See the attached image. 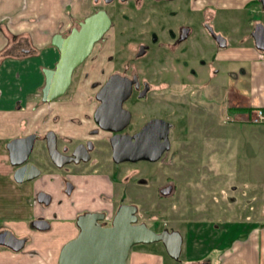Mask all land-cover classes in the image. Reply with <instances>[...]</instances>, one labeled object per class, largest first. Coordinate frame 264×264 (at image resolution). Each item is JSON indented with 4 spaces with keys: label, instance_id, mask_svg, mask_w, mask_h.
<instances>
[{
    "label": "flooded vegetation",
    "instance_id": "1",
    "mask_svg": "<svg viewBox=\"0 0 264 264\" xmlns=\"http://www.w3.org/2000/svg\"><path fill=\"white\" fill-rule=\"evenodd\" d=\"M206 1L89 0L85 15L70 18L66 28L54 33L66 37L96 11L110 20L73 69L64 93L41 102L44 127L32 132L37 138L27 158L38 168L34 180L40 186L32 200L40 212L26 223L31 230L50 229L54 218L61 222V234L68 232V241L79 233L83 217L108 227L123 205L136 206V223L147 224L138 218L134 197L162 196L167 187L163 195L173 194L171 170L163 175L157 166L167 169L181 160L195 164L198 133L215 128L222 102L229 101L227 94L221 96L217 65V35H224ZM249 6L245 0L243 10ZM257 10L264 12L259 3ZM241 70L225 68V76L231 80ZM231 108L225 104L227 114ZM48 145H53V159ZM147 226L156 232L174 230L159 228L155 221Z\"/></svg>",
    "mask_w": 264,
    "mask_h": 264
},
{
    "label": "crops",
    "instance_id": "2",
    "mask_svg": "<svg viewBox=\"0 0 264 264\" xmlns=\"http://www.w3.org/2000/svg\"><path fill=\"white\" fill-rule=\"evenodd\" d=\"M244 3L245 0L206 1L207 7L214 8L215 20L226 39V46L220 47L218 52L219 72L221 68L235 72L242 69L231 79L234 85L228 84L230 87H224L226 91L221 94L222 97L227 94L232 103L234 124L243 122L241 119L247 111L256 107L264 109V50L256 48L250 32L256 19L264 25V12L259 14L256 0H249L247 12L243 10ZM88 7L89 0H0V199L6 189L18 195L15 202L7 204L3 201L4 206H0V232L7 229L17 237L32 236L31 240L26 241L25 238L20 250L0 244V264H56L59 249L65 241L64 236L69 235L68 232L61 234L54 222L46 231L27 227L26 223L40 212L37 204L32 203L40 188L39 182L33 179L19 183L13 179V167L8 162L5 145L12 138L43 129L41 117L45 113V105L41 104L40 97L44 82L42 68H52L57 59L56 48L49 44L50 38L58 30L66 28L70 18L83 15ZM225 21L229 22L227 32H232L230 35L222 29ZM240 24L245 25L243 30L238 28ZM237 33L239 37L235 38L234 34ZM237 107L245 108L246 112L243 113L244 110ZM231 130V143L236 149H232L234 146L226 149V158L229 155L242 165L240 160L248 158L242 146L254 138L264 148V123H241L234 125ZM223 133L226 132L221 131L218 137L220 142L214 148L212 158L213 164L218 165L216 169L219 175L224 158L222 148L227 142L226 138L222 139ZM37 147L38 143L35 154L38 152ZM217 150L218 155L215 154ZM244 163L247 164V160ZM250 171L253 173L251 168ZM224 231L226 233L227 229ZM254 232L247 238H232L230 243L219 236L216 252L206 259L185 258L179 263L256 264L253 256ZM159 257L144 252L136 253L128 258V264H161Z\"/></svg>",
    "mask_w": 264,
    "mask_h": 264
},
{
    "label": "rangeland",
    "instance_id": "3",
    "mask_svg": "<svg viewBox=\"0 0 264 264\" xmlns=\"http://www.w3.org/2000/svg\"><path fill=\"white\" fill-rule=\"evenodd\" d=\"M70 9L69 6L68 10ZM88 11L89 9L83 15ZM229 28V22L225 21L222 24L225 34L232 33L227 32ZM234 35H236L235 38L239 37V33ZM217 65L220 67L219 64ZM219 74L221 82L219 89L221 88L220 93L224 94L226 91L224 87L234 84L225 76V68H221ZM228 103L232 105L230 101L222 102L221 113L217 119L219 124L217 123L213 129L198 133L201 147H197L196 152L199 156L196 155L198 159H195L197 161L195 164H183L185 160H181L174 163L171 168L157 166V171L163 175L168 169L171 170L170 176L176 186L173 194L170 197H165L163 194V197L160 195L145 197L141 193L134 197L139 205V220L146 221L148 225L155 221L158 222L159 228L167 226L181 233L182 245L179 257L173 259L166 253L162 243L153 242L132 246L128 258L133 254L144 252L160 256L161 264H180L179 260L185 258L206 259L208 255L216 252L219 236L230 243L232 238H247L255 230L253 256H255L256 264H264V148L254 138L242 146L244 147L242 151H247L248 155V158L240 160L242 165L229 155L226 158V149L234 146L231 143V128L241 123H258L250 118L251 110L246 112L245 108L237 107L244 110L243 113L246 112V114L241 119L243 122L234 124L232 109L228 111V114L225 110V104ZM221 131L226 132L222 134V139L226 138L227 142L222 148L224 158L222 157L221 175H219L216 169L218 165L213 164L212 151L213 146L217 147L220 142L218 137ZM232 149L235 150V146ZM215 154L218 155V150ZM215 158L218 159V157ZM246 160L247 164L244 163ZM3 194L0 206H4V202L7 204L15 202L18 196L11 189H6ZM54 212L55 210H51L52 214ZM52 221L60 232L61 222L54 218ZM224 229H227L226 233ZM127 263H129L128 259Z\"/></svg>",
    "mask_w": 264,
    "mask_h": 264
},
{
    "label": "water",
    "instance_id": "4",
    "mask_svg": "<svg viewBox=\"0 0 264 264\" xmlns=\"http://www.w3.org/2000/svg\"><path fill=\"white\" fill-rule=\"evenodd\" d=\"M264 11V0H258ZM79 29L72 27L66 37L56 33L50 44L59 50V58L52 68L43 67L44 82L40 88L41 101L49 102L58 97L68 87L73 69L89 53L92 43L109 27L110 20L103 11H96L78 22ZM220 47L226 46L222 35ZM256 48L264 50V25L258 22L251 32ZM37 135L32 133L23 137L10 139L5 147L8 152L9 164L13 166L12 176L16 182L22 183L35 179L38 175L37 166L29 161ZM49 156L53 159V145H48ZM19 157V159H16ZM53 161V160H52ZM165 188L163 194L169 191ZM137 207L121 206L108 227H100L91 223V216L83 217L79 233L66 241L60 248L56 264H128L127 259L132 246L161 242L166 253L173 259L179 257L182 235L178 230L162 229L156 232L145 222L136 223ZM38 229L48 226L38 225ZM0 244L13 250H20L25 238L15 236L10 230L0 232Z\"/></svg>",
    "mask_w": 264,
    "mask_h": 264
},
{
    "label": "built area",
    "instance_id": "5",
    "mask_svg": "<svg viewBox=\"0 0 264 264\" xmlns=\"http://www.w3.org/2000/svg\"><path fill=\"white\" fill-rule=\"evenodd\" d=\"M250 118L253 122L264 123V109L261 107H256L251 110Z\"/></svg>",
    "mask_w": 264,
    "mask_h": 264
}]
</instances>
